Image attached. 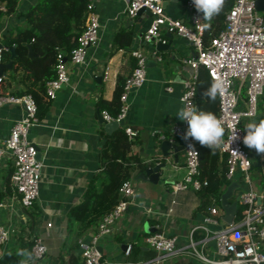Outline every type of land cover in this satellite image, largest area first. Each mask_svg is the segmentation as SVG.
<instances>
[{"label":"crops","instance_id":"obj_1","mask_svg":"<svg viewBox=\"0 0 264 264\" xmlns=\"http://www.w3.org/2000/svg\"><path fill=\"white\" fill-rule=\"evenodd\" d=\"M35 1L18 0L13 13L2 15L0 44L10 30L25 24L22 12ZM126 1L95 0L101 24L98 42L88 46L83 62L74 64L66 60L69 80L49 98L44 115L29 129L28 138L35 144L37 158L42 162L39 194L33 206H23L19 201L11 181L12 160L8 156L0 159V201L3 202L0 223L9 229V238L0 244V256H19L18 251L26 250L31 254L28 264H79L78 244H71L67 238V212L82 200L88 182L100 170L99 151L106 136L116 128L105 130L99 115L104 108L99 101H109L118 81L123 84L133 70L135 58L130 52L133 48H140L147 56L146 79L141 86L129 90V108L124 118L125 125L137 130L135 139L130 140L128 153L135 194L111 232L99 239L103 259L106 264L149 261L156 252L146 243L147 234L162 229L167 234H179L183 240L188 230L208 212V206L214 204V196L203 191L186 189L175 195L170 191L171 184L186 172L182 139L170 138L172 125L180 122L176 114L182 107L179 100L183 80L181 60L194 55L195 46L184 37L167 31H163L164 43H169L166 48L157 49L156 42L144 41L142 35L151 15L143 12L132 18L127 16ZM184 3L185 0H162L167 14L188 20ZM121 28L132 30L131 41L126 46L114 43L115 34ZM153 50L156 56H161L160 61L151 53ZM167 85L172 89L167 90ZM22 87L14 80L9 85H0V92L13 93ZM22 115L23 108L19 104H0V142ZM260 119H264V94L260 97L257 115L243 118V128L250 121ZM163 139L170 142L167 156H163L161 150ZM246 149L251 158L250 184L261 201L264 199V154ZM159 162L164 165L159 169L157 181L140 176L147 166ZM231 180L236 183L229 199L233 201L247 184L240 172ZM95 228L96 225L88 228L80 237L88 238ZM35 236H40L47 246L41 258L31 253L30 243ZM146 264L208 263L179 254Z\"/></svg>","mask_w":264,"mask_h":264},{"label":"built area","instance_id":"obj_2","mask_svg":"<svg viewBox=\"0 0 264 264\" xmlns=\"http://www.w3.org/2000/svg\"><path fill=\"white\" fill-rule=\"evenodd\" d=\"M142 7L147 8L151 15L142 35L144 41L164 42L163 31H167L184 37L195 46V54L181 60L183 80L179 100L182 107H197L195 98L199 65L206 67L212 81H224L225 91L217 96L216 116L221 119L225 129L220 150L226 154V177L230 180L236 172H240L247 184L238 198V203L242 205L239 219L234 217L231 222L223 221L217 206L211 204L202 220L188 230L183 240L177 233L167 234L162 229H156L145 236L148 246L156 252L149 261L159 262L183 254L208 264H264V204L250 184L251 158L243 144L245 131L242 125L243 118L257 115L259 100L264 94V15L255 7L254 0H234L226 13L224 28L208 45H204L202 13L196 11L192 0H185L184 3L189 14L188 20L167 14L162 0H127L125 13L132 18ZM86 9L85 27L76 45L67 54L62 51L56 54L55 76L45 85V93L49 98H53L56 90L69 80L66 60L74 64L83 62L88 46L99 40L101 24L95 10V0H86ZM130 52L135 58V66L124 79L119 94V110L116 115L106 109L101 112L108 121L125 118L129 108V90L141 86L146 79V54L140 48H133ZM151 53L156 56L155 50ZM156 59L160 61L162 58L156 56ZM166 89L171 90L172 87L167 85ZM3 103H16L23 108L22 117L14 121L8 136L0 142V159L8 156L12 160V185L20 203L30 207L39 194L42 170V162L36 156L37 148L28 138L30 127L39 120L37 106L30 93H0V104ZM186 128V122L182 121L171 127L170 139H182L186 168L184 176L171 184L173 195L186 189L197 191L208 182L198 177L196 141L183 139ZM124 130L129 140L137 136V130L131 126L125 125ZM189 143L194 148L189 149ZM134 194L133 182L130 178L124 179L118 187V199L112 209L98 221L88 238L78 239L79 264H106L98 247L99 239L111 232L115 222L132 203ZM8 238L9 229L0 223V244ZM129 249L130 244L126 253ZM46 251L43 239L35 236L31 245L32 256L41 258ZM149 261L133 264H146Z\"/></svg>","mask_w":264,"mask_h":264},{"label":"trees","instance_id":"obj_3","mask_svg":"<svg viewBox=\"0 0 264 264\" xmlns=\"http://www.w3.org/2000/svg\"><path fill=\"white\" fill-rule=\"evenodd\" d=\"M18 0H0V19L4 14L16 10ZM234 0H225L222 11L212 20L204 22L202 33L204 45L225 25V16ZM22 15L25 24L17 26L2 37L0 62L12 60L7 74L2 77L0 85L19 81L23 87L15 94L30 93L37 106V116L42 117L50 100L45 93V85L55 76L56 54H67L76 45L77 38L85 27L87 9L86 0H36ZM264 15V13H263ZM206 24L210 26L205 27ZM164 36V35H163ZM132 38V30L121 28L116 32L114 43L126 46ZM27 43H31L33 56L28 55ZM11 48H14L13 55ZM212 79L206 67L199 65L196 82L195 103L199 110L210 111L217 115L218 98L209 102L203 95ZM122 83L118 81L109 101L100 100V107L116 115L119 106V94ZM1 93V92H0ZM131 141L127 138L124 127L116 128L106 139L99 151L100 170L88 182L83 198L67 212V238L71 244H78V239L88 228L97 225L108 213L118 199V187L124 179L130 178L132 165L129 161ZM199 157L198 177L207 179V184L197 191L213 195L214 204L222 216L224 210L220 196L229 179L226 177V154L220 150H210L196 142ZM2 195L0 194V200ZM264 204V199L261 200ZM242 205L237 204L235 219L241 216ZM32 245V242L30 243ZM19 256L5 254L0 256V264H19Z\"/></svg>","mask_w":264,"mask_h":264},{"label":"clouds","instance_id":"obj_4","mask_svg":"<svg viewBox=\"0 0 264 264\" xmlns=\"http://www.w3.org/2000/svg\"><path fill=\"white\" fill-rule=\"evenodd\" d=\"M194 8L198 13H202L205 21H211L218 15L224 6L225 0H192ZM210 26L206 24L205 27ZM225 91L224 81L222 79H214L210 86L203 93L209 102H215L218 95ZM176 116L182 122H186L187 128L183 135L185 141L193 140L198 142L202 147L215 150L221 147L223 143L224 127L221 119L210 111L199 110L197 107L186 106L177 111ZM245 135L243 136V144L249 149H254L258 154H264V119L258 122L250 121L244 127ZM234 134V139H236ZM189 149L194 145L189 143ZM17 255L27 257L21 259L19 264H28L31 254L26 250L18 251Z\"/></svg>","mask_w":264,"mask_h":264},{"label":"water","instance_id":"obj_5","mask_svg":"<svg viewBox=\"0 0 264 264\" xmlns=\"http://www.w3.org/2000/svg\"><path fill=\"white\" fill-rule=\"evenodd\" d=\"M254 4L255 7L260 10V11H264V0H254ZM143 12H147L150 14V11L145 8L142 7L138 10V15L143 13ZM28 47V55L29 56H33L34 52L32 50V46L31 43H27L26 44ZM169 45V43H164L162 41H158L156 44V48L157 49H162V48H166ZM0 47H2V44H0ZM11 52L13 55L14 53V48H11ZM12 65V60H8L7 62H0V76H3L5 74V69L6 68H10ZM100 115V119L102 121V123H104V127L106 131H111L119 126L124 127L125 126V122L124 119H120L119 121L117 120H106L103 115L101 113H99ZM170 146V142L168 139H163L161 141V150H162V154L163 156H167V148H169ZM37 156V153H36ZM164 165L163 162H159L156 163L154 165H149L147 166L144 171L142 173H140V176L143 177L144 179H149L153 182L158 180V176H159V169L160 167H162ZM236 185L235 181L231 180L229 181V183L226 185L225 189L223 190V192L221 193L220 196V204L221 207L224 210V214L222 216V218L224 219L225 222H231L235 216V213L237 211V200L239 197H236L235 200L230 201V197L232 196V192L234 189V186ZM260 200V198H259ZM145 225L147 226V223H145ZM154 231V230H153Z\"/></svg>","mask_w":264,"mask_h":264},{"label":"rangeland","instance_id":"obj_6","mask_svg":"<svg viewBox=\"0 0 264 264\" xmlns=\"http://www.w3.org/2000/svg\"><path fill=\"white\" fill-rule=\"evenodd\" d=\"M262 13H264V11H262Z\"/></svg>","mask_w":264,"mask_h":264}]
</instances>
